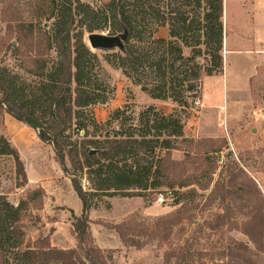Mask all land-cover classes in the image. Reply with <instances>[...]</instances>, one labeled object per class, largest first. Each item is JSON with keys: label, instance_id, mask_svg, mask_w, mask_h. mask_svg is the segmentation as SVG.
I'll use <instances>...</instances> for the list:
<instances>
[{"label": "rangeland", "instance_id": "1", "mask_svg": "<svg viewBox=\"0 0 264 264\" xmlns=\"http://www.w3.org/2000/svg\"><path fill=\"white\" fill-rule=\"evenodd\" d=\"M110 1L82 0L94 8ZM235 1L244 0H224V29L226 31L227 27L230 35L234 33L235 20L251 22L253 18L249 14L245 16ZM49 4L50 0H0V78L14 83L16 108L28 109L42 124L52 117L48 112V80L56 53H46L42 49L40 56V50L36 52L33 47L32 38L18 50L16 33L18 23L23 21L44 27L47 23L51 25L53 20L47 21ZM100 34L108 35L109 32ZM88 35L86 33L84 39L87 45ZM157 37L168 38V28L160 29ZM119 51H93L99 59V63H95L93 84L104 89L103 95L111 96V99L84 110L85 114L78 121L87 126V137L85 131L78 132L73 126L67 133L71 143L81 144L84 140L103 143L137 133L144 128L140 117L150 107L166 115L177 111L183 120L184 137L177 140L176 150L169 153L158 149L152 152L149 147L155 144L151 143L138 155H128L123 163L133 170L151 168V175L145 183L175 184L174 190L134 191L131 197L93 192L89 179L95 180V176L89 171L98 166L88 168L82 158L74 163L67 161L70 174L81 181L83 190L90 195L88 214L93 245L105 253L109 264H224L228 262L224 253L234 245L232 243H244L256 251L245 230L257 213L264 214V65L259 77L255 78L258 79L252 81L251 90L239 100V96H231L233 87L246 90L247 85L242 79L239 81L236 74L243 67L250 69L251 57L229 54L224 59V74L209 79L205 77L201 83V98L192 100L190 106L181 110L172 100L152 99L122 70L110 65L107 58ZM184 52L186 56L190 55L189 49ZM45 61L48 65L42 70ZM201 61L204 64L205 57ZM112 89H115L113 97ZM204 102L220 107L204 108ZM6 115L0 108V195H5L15 206L22 201L27 205L30 193L38 187L29 186L28 180L19 173L14 158L2 154V149L10 142ZM154 115L152 112L151 121ZM91 118L96 125L92 124ZM28 138L32 140V137ZM39 152V163L36 158L30 159L25 154L29 158L26 160L31 177L55 178L54 181L58 177L59 183L64 185L66 176L59 178L58 172L62 168L53 153ZM163 157H167L166 161L161 159ZM56 183L52 186L58 185ZM184 184L188 186L181 188ZM232 187H238L244 193L230 192ZM224 195L232 207L231 222L214 231L207 224L224 213ZM160 197L164 199L161 203L158 201ZM65 202L71 208L81 210V200L73 190L65 194ZM24 210L25 246L49 238L54 248L78 249L79 242L73 228L75 219L69 224L64 218L65 213L55 208L51 199L44 197L42 205H29ZM257 253V259L264 264V252ZM10 263L22 264L15 257Z\"/></svg>", "mask_w": 264, "mask_h": 264}, {"label": "trees", "instance_id": "2", "mask_svg": "<svg viewBox=\"0 0 264 264\" xmlns=\"http://www.w3.org/2000/svg\"><path fill=\"white\" fill-rule=\"evenodd\" d=\"M48 7L50 16L47 21L53 20V23L44 27L32 21L20 22L16 40L18 50L32 38L33 47L36 52L40 50V56L42 49L46 53H56L48 80L51 120L42 124L28 109L16 108L14 83L3 77L0 78L3 94L0 108L35 130L40 141L52 147L63 172L71 179L74 191L84 204L83 215L75 218L73 224L79 244L77 250L57 249L51 246L49 238H45L25 246L24 209L33 204L42 205L45 192L38 188L30 193L27 205L22 201L18 206L10 203L5 195H0V259L2 264H11L12 257L22 264H109L105 253L93 245L88 214L90 195L83 190L81 181L70 174L67 161L74 163L82 158L88 168L98 166L89 171L95 176V180L89 179L93 192L131 197L134 191L174 190L175 184L145 183L151 175V168L133 170L123 163L128 155H138L151 143L155 144L149 147L152 152L176 150L177 140L184 137V124L177 111L166 115L150 107L140 117L144 128L137 133L103 143L92 140L71 143L67 133L73 126L78 132L85 131L87 137V126L78 121L85 114L84 110L111 99V96L103 95L104 89L93 84L95 63L98 64L99 59L86 44L85 34L109 32L110 36H118L128 29L126 51L113 53L107 58L108 63L122 70L152 99L172 100L183 110L192 100L201 98V83L205 77L224 72V0H111L99 8L82 0H50ZM163 28H168V38L157 37ZM185 49L190 50L189 56L185 55ZM47 65L46 61L43 62L42 70ZM99 68L101 70V66ZM110 93L113 97L115 89ZM152 112L155 113L153 121L150 118ZM91 121L96 125L93 118ZM93 150L97 151L95 155L91 154ZM2 154L12 156L19 173L28 180L18 150L6 143ZM166 158L161 159L166 161ZM187 186L184 184L181 188ZM230 192L244 193L238 187L230 188ZM222 203L224 213L207 224L211 230L217 231L231 222L232 207L227 203L226 195L222 196ZM245 235L256 251L244 243H232L234 245L224 253L228 258L224 264H261L257 251L264 252L263 213L259 212L251 219Z\"/></svg>", "mask_w": 264, "mask_h": 264}, {"label": "crops", "instance_id": "3", "mask_svg": "<svg viewBox=\"0 0 264 264\" xmlns=\"http://www.w3.org/2000/svg\"><path fill=\"white\" fill-rule=\"evenodd\" d=\"M237 8L244 11V15L247 14L252 15L251 22L247 21H234V33L230 35V31H225L224 44H223V52L224 59L229 54H247L251 57V67L249 70L246 68H242L240 73L236 75L239 78V81L242 79L243 83L247 85V89H240L238 87H233V91L231 96H239V100L242 96L246 94L252 87V81H256L255 79L259 73L260 69L264 65V0H249V1H235ZM244 20V19H243ZM224 72L220 75H223ZM215 75V76H220ZM212 76V77H215ZM259 77V76H258ZM211 77H208L209 79ZM206 79V80H207ZM239 83H236L238 85ZM264 94V89H263ZM230 96V95H229ZM245 101V100H244ZM220 107L218 104H216ZM214 104H205L204 108L209 107L215 109ZM243 105V104H242ZM5 124L7 127L8 137H10V145L18 150L20 159L22 160L25 171L28 178L29 186H37L38 188H43L45 192L46 200L51 199L55 208H59L62 212L65 213L64 218H67L69 224H72L75 218H80L84 213V204L81 200L82 207L81 210L77 211L70 206H68L65 202V194L74 191L71 179L64 172L62 173V169L58 172V176L61 179L64 175L66 177V183L63 185L59 183L58 177L57 180L54 181L52 178H32L30 175V167L29 162L26 159H34L36 158V163H39V151L47 150V153H53L55 157V153L51 146L44 144L38 138L37 132L23 123L17 121L10 115H6ZM28 136L32 137V140H28ZM35 140V141H33ZM25 154H28L29 158L25 157ZM58 183V185H53L52 183ZM56 183V184H57ZM63 186H62V185ZM49 189H53L52 192ZM75 192V191H74ZM77 195V193L75 192ZM78 196V195H77ZM92 219V218H91ZM72 226V225H71ZM91 226V223H90ZM92 232V229L90 227ZM94 230V229H93ZM100 232V231H99Z\"/></svg>", "mask_w": 264, "mask_h": 264}, {"label": "water", "instance_id": "4", "mask_svg": "<svg viewBox=\"0 0 264 264\" xmlns=\"http://www.w3.org/2000/svg\"><path fill=\"white\" fill-rule=\"evenodd\" d=\"M129 38V31L125 29L124 32L118 36H110L100 33H91L88 35V47L92 50L101 51H113L120 50L126 51L125 43ZM92 155L96 154V151L91 152Z\"/></svg>", "mask_w": 264, "mask_h": 264}, {"label": "built area", "instance_id": "5", "mask_svg": "<svg viewBox=\"0 0 264 264\" xmlns=\"http://www.w3.org/2000/svg\"><path fill=\"white\" fill-rule=\"evenodd\" d=\"M158 201H159V203H161V202L164 201V199H163L162 197H160V198L158 199Z\"/></svg>", "mask_w": 264, "mask_h": 264}]
</instances>
